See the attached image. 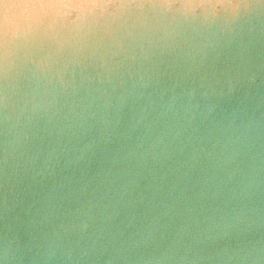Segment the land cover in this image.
Masks as SVG:
<instances>
[{"label":"water","instance_id":"1","mask_svg":"<svg viewBox=\"0 0 264 264\" xmlns=\"http://www.w3.org/2000/svg\"><path fill=\"white\" fill-rule=\"evenodd\" d=\"M0 264H264V0H0Z\"/></svg>","mask_w":264,"mask_h":264}]
</instances>
